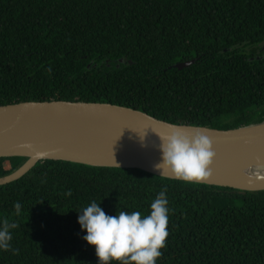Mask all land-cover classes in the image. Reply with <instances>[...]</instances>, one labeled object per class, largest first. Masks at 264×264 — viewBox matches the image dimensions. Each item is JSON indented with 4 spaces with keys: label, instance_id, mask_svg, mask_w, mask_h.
Returning a JSON list of instances; mask_svg holds the SVG:
<instances>
[{
    "label": "trees",
    "instance_id": "1",
    "mask_svg": "<svg viewBox=\"0 0 264 264\" xmlns=\"http://www.w3.org/2000/svg\"><path fill=\"white\" fill-rule=\"evenodd\" d=\"M51 101L218 131L261 124L264 0H0V107ZM27 160L0 159V179ZM165 188L169 237L157 264H264V190L54 160L0 186V220L17 225L18 250L0 251V264H98L82 208L95 200L108 215L147 214Z\"/></svg>",
    "mask_w": 264,
    "mask_h": 264
},
{
    "label": "water",
    "instance_id": "2",
    "mask_svg": "<svg viewBox=\"0 0 264 264\" xmlns=\"http://www.w3.org/2000/svg\"><path fill=\"white\" fill-rule=\"evenodd\" d=\"M193 62L174 67L183 69ZM87 117L129 122L135 128L98 135L84 125ZM263 123L218 131L185 125L174 127L143 112L111 104L51 101L3 106L0 107V159L23 157L28 160L15 173L1 178L0 186L19 180L37 162L45 160L99 168L139 169L159 176L153 170L160 159L159 136L175 131L188 136L200 131L211 139L214 151L237 154L264 172V130L260 129ZM26 144L32 147L25 148ZM29 161L32 164L24 169ZM246 181L208 179L201 184L238 191L264 190V185L251 189Z\"/></svg>",
    "mask_w": 264,
    "mask_h": 264
},
{
    "label": "clouds",
    "instance_id": "3",
    "mask_svg": "<svg viewBox=\"0 0 264 264\" xmlns=\"http://www.w3.org/2000/svg\"><path fill=\"white\" fill-rule=\"evenodd\" d=\"M174 127H182L175 125ZM160 137V159L153 165L159 176H172L186 184L206 182L216 159L211 139L194 131L191 136L175 131ZM31 148V145H24ZM167 189H162L152 200L147 214L140 211H119L108 215L95 200L78 213L77 223L86 233L83 240L95 249L98 264H157L167 247L169 237V201ZM71 196V191L66 193ZM17 215L21 203L13 205ZM17 225L0 220V251L13 249L12 230Z\"/></svg>",
    "mask_w": 264,
    "mask_h": 264
},
{
    "label": "bare ground",
    "instance_id": "4",
    "mask_svg": "<svg viewBox=\"0 0 264 264\" xmlns=\"http://www.w3.org/2000/svg\"><path fill=\"white\" fill-rule=\"evenodd\" d=\"M84 125L94 131L93 133L101 135L116 130H128L135 128V125L129 122H120L116 120L85 118ZM264 130V123L260 126ZM216 159L211 168L209 179L219 180H247L246 186L255 189L264 185V172L252 161L247 160L237 154L215 151ZM32 161H29L25 167H29ZM253 171L256 172L253 175ZM259 172V173H258Z\"/></svg>",
    "mask_w": 264,
    "mask_h": 264
}]
</instances>
